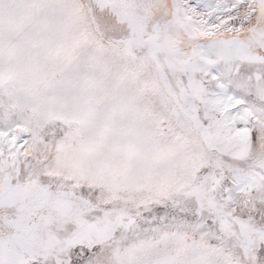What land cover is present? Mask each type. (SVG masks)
<instances>
[{"label": "snow or ice", "instance_id": "snow-or-ice-1", "mask_svg": "<svg viewBox=\"0 0 264 264\" xmlns=\"http://www.w3.org/2000/svg\"><path fill=\"white\" fill-rule=\"evenodd\" d=\"M0 264H264V0H0Z\"/></svg>", "mask_w": 264, "mask_h": 264}]
</instances>
